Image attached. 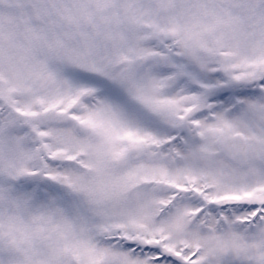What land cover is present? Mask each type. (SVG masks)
<instances>
[{
  "label": "snow or ice",
  "instance_id": "1",
  "mask_svg": "<svg viewBox=\"0 0 264 264\" xmlns=\"http://www.w3.org/2000/svg\"><path fill=\"white\" fill-rule=\"evenodd\" d=\"M0 264H264V0H0Z\"/></svg>",
  "mask_w": 264,
  "mask_h": 264
}]
</instances>
